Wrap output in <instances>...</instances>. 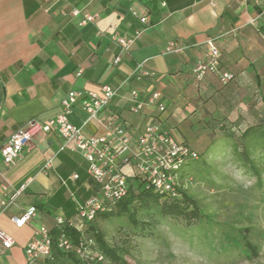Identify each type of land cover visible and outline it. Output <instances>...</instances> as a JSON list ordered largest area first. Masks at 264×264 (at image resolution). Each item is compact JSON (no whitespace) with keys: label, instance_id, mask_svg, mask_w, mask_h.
I'll return each mask as SVG.
<instances>
[{"label":"crops","instance_id":"0c3cea01","mask_svg":"<svg viewBox=\"0 0 264 264\" xmlns=\"http://www.w3.org/2000/svg\"><path fill=\"white\" fill-rule=\"evenodd\" d=\"M74 9L95 15V21L80 26L81 17L70 16ZM136 32L140 36L123 52L114 38ZM208 41L221 50V71L235 76L227 86L216 75L197 80L192 73ZM171 42L182 51L166 54ZM140 63L155 78L138 86L125 83ZM123 84L109 112L135 135L160 115L163 126L194 150L200 143L208 148L227 140L228 130L259 125L264 119V0H0V150L30 120L55 118L69 92ZM135 87L143 97L159 90L165 112L152 107L132 113ZM85 119L76 108L71 121L79 126ZM88 129L96 130L93 124ZM61 144L57 134L39 133L9 168L0 153V200L8 201L0 206V230L14 241L10 249L0 242V264H23L36 229L52 230L56 218H72L98 191L87 161L60 151ZM29 209L35 217L20 228L12 223Z\"/></svg>","mask_w":264,"mask_h":264},{"label":"built area","instance_id":"2783aa9c","mask_svg":"<svg viewBox=\"0 0 264 264\" xmlns=\"http://www.w3.org/2000/svg\"><path fill=\"white\" fill-rule=\"evenodd\" d=\"M72 18H80V26L94 22L95 15H82L74 9L70 12ZM143 24L146 18H140ZM141 32L131 37H115L123 52L128 51ZM207 53L199 60L192 73L197 80L207 74L216 75L221 85L227 86L235 80L229 72L221 71V50L213 41L207 42ZM182 48L176 42L167 44L164 48L166 54L181 52ZM120 61L116 59V63ZM147 78H155V74L147 72L143 63L136 66L133 74L125 83L142 84ZM124 84L114 87L104 85L100 92L88 90H74L69 92L61 102V111L53 119L41 122L30 120L17 131L2 146L0 153L3 165L6 168L14 166L31 146L35 136L39 133H55L61 139L60 151L69 150L80 154L88 163V174L99 185L98 191L87 201L79 205L78 211L72 218H56L57 226L75 227L84 234L90 222L115 205L128 195L130 180H137L147 189H152L162 197H179L182 188L181 175L185 166L198 160L200 155L190 145L178 140L172 132L166 129L160 115L153 117L151 123L143 132L133 134L119 122L118 115L109 112L113 101L124 89ZM133 102L131 112L142 114L148 108H156L159 114L165 112L166 107L162 100V93L153 89L143 97L137 87L130 90ZM78 108L86 119L81 125L71 121L74 110ZM93 124L96 130L88 129ZM77 178V176H75ZM8 204L7 197L0 200V206ZM34 210H27L20 218L14 217L12 223L17 227L24 226L32 217ZM77 253L83 260L105 262L103 255L96 250L93 239L81 240ZM0 242L6 249L14 245L13 239L0 230ZM59 247L70 250L71 245L67 239L61 237ZM53 239L49 228L40 226L35 230L31 241L25 249L26 261L23 264H42L45 259L51 258Z\"/></svg>","mask_w":264,"mask_h":264},{"label":"rangeland","instance_id":"374dc122","mask_svg":"<svg viewBox=\"0 0 264 264\" xmlns=\"http://www.w3.org/2000/svg\"><path fill=\"white\" fill-rule=\"evenodd\" d=\"M204 146L194 148L200 158L187 168L180 184L215 222L253 228L259 257L247 261L237 251L221 253L217 225L209 231L186 230L184 222L163 219L156 210L140 211L137 218L144 225L139 227L127 216L99 218L98 229L106 241L122 249L130 264H264V153L257 148L250 153L263 173V186L258 187L232 141ZM55 264L74 263L65 258Z\"/></svg>","mask_w":264,"mask_h":264},{"label":"trees","instance_id":"16d2710c","mask_svg":"<svg viewBox=\"0 0 264 264\" xmlns=\"http://www.w3.org/2000/svg\"><path fill=\"white\" fill-rule=\"evenodd\" d=\"M227 134L231 135L228 136ZM227 139L234 144V150L241 155L245 166L249 167L253 176L257 179L258 187H262V171L251 158V150L259 149L264 153V119L259 125L239 130H228ZM252 147V148H251ZM200 158V157H199ZM189 162L181 175L182 178L188 174L187 168L192 163ZM128 195L119 201L111 210L99 214L93 222H90L84 234L75 227L57 226L50 230L53 239V250L51 258L45 259L42 264H55L62 259H68L74 264H130L125 257V253L118 247L111 246L105 239L103 233L98 229L99 218H121L127 216L136 227L143 226L144 222L138 220L140 211L151 212L156 210L163 219H170L175 222H184L186 230H206L209 231L214 225L218 226L221 241V253L238 252V256L247 261L257 259L261 248L253 241L254 229L251 227H236L228 224L215 222L212 215L207 214L204 209L193 199L184 189H179V197H162L152 189H147L137 180H130ZM264 238V232L261 234ZM61 237L67 239L71 245L70 250L59 247ZM93 239L96 250L104 257L105 262L95 260H83L77 253L81 245V240Z\"/></svg>","mask_w":264,"mask_h":264}]
</instances>
